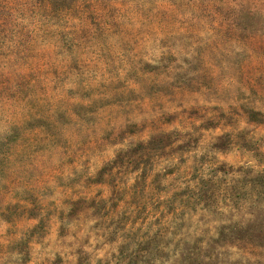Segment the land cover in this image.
<instances>
[{
	"label": "clouds",
	"instance_id": "1",
	"mask_svg": "<svg viewBox=\"0 0 264 264\" xmlns=\"http://www.w3.org/2000/svg\"><path fill=\"white\" fill-rule=\"evenodd\" d=\"M0 264H264V0H0Z\"/></svg>",
	"mask_w": 264,
	"mask_h": 264
},
{
	"label": "rangeland",
	"instance_id": "2",
	"mask_svg": "<svg viewBox=\"0 0 264 264\" xmlns=\"http://www.w3.org/2000/svg\"><path fill=\"white\" fill-rule=\"evenodd\" d=\"M167 142V138L166 137H159V138H154V141H153V146H160L164 143ZM226 143H227V137H221L220 138V144L218 146L220 147H223V146H226Z\"/></svg>",
	"mask_w": 264,
	"mask_h": 264
}]
</instances>
